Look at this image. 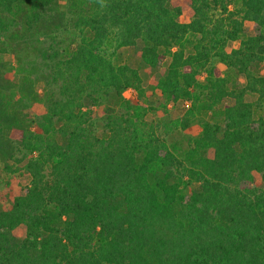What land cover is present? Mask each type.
<instances>
[{
  "label": "trees",
  "instance_id": "16d2710c",
  "mask_svg": "<svg viewBox=\"0 0 264 264\" xmlns=\"http://www.w3.org/2000/svg\"><path fill=\"white\" fill-rule=\"evenodd\" d=\"M182 1L0 0V264H264V0Z\"/></svg>",
  "mask_w": 264,
  "mask_h": 264
},
{
  "label": "rangeland",
  "instance_id": "374dc122",
  "mask_svg": "<svg viewBox=\"0 0 264 264\" xmlns=\"http://www.w3.org/2000/svg\"><path fill=\"white\" fill-rule=\"evenodd\" d=\"M170 4L173 6H179L180 8H182L183 10V15L181 16L180 20L182 22H186L188 21V9H187V5L185 2H183L182 0H169ZM246 34L250 35L252 34V30L250 28L246 29ZM238 42L235 43H229L228 47L230 48H234L237 47ZM3 60L9 64L8 68H13L16 69L18 66L17 60L16 58L11 55V54H7L3 57ZM115 63L116 64H126L129 65L132 68H135L138 70L140 76L142 77L143 83L145 87H148L152 84V82L156 81L157 75L159 72L157 71H150L146 65L142 64L141 60L139 59L137 52H136V48L134 47H127V48H122L120 49L117 53H116V58H115ZM213 64H215V66L220 70V71H224L225 67L222 64H219L217 62H214ZM17 73L14 71H11L10 73V78H13V80L15 81L17 79ZM204 76L199 77V80H203ZM238 82L241 85L245 84V80L244 78L241 76L238 78ZM38 90H41L40 85L38 86ZM124 97L126 99H130V100H136V94L135 92H133L132 90L126 91L124 94ZM148 97L149 93H148ZM255 99L254 96L251 95H247L246 96V100L247 101H253ZM151 100H153L154 102V108H158V106L162 105L163 100L158 98V97H151ZM231 104V101L226 99L224 101V103L220 106L221 108H223V106L225 105H229ZM189 106L188 103L185 102H178L176 105H172L169 104L167 105V114L168 117H170L171 119H176L179 116H181L184 112V110ZM160 112V113H159ZM158 113L154 112L151 115L148 116V119H154L156 120L157 118H160V114H161V110H159ZM99 112L96 110L95 113V117L96 119L99 117ZM209 117V116H208ZM207 117V118H208ZM99 121V119H97ZM198 131V128L195 126L192 129V132L188 131V132H180V131H176L173 130L168 136H167V140H168V144L171 146H174L176 149H180V150H184L187 146V139L188 137L191 135V133L195 134ZM12 164V162H11ZM29 178L25 175H7L6 173H3V171H0V204L5 205L6 207H10L11 204V198H13L14 196L19 194V186H25L28 184ZM16 234L18 237L22 238L25 235V228L23 226H20L17 230H16Z\"/></svg>",
  "mask_w": 264,
  "mask_h": 264
}]
</instances>
